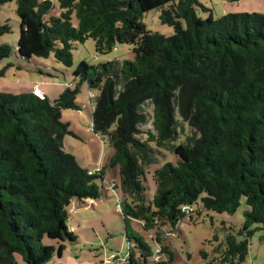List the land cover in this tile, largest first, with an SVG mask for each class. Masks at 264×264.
I'll use <instances>...</instances> for the list:
<instances>
[{"label": "trees", "instance_id": "16d2710c", "mask_svg": "<svg viewBox=\"0 0 264 264\" xmlns=\"http://www.w3.org/2000/svg\"><path fill=\"white\" fill-rule=\"evenodd\" d=\"M11 2L20 33L15 49L0 44V62L13 52L21 61L52 54L69 69L76 44L88 39L98 54L131 46L133 58L80 63L72 88L56 100L33 91L0 93V264H47L55 252L61 257L64 243L76 241L66 207L72 199H99L97 182L106 186L102 169L81 168L62 147L65 136L75 137L62 111H81L82 85L97 92L90 97L92 132L111 149L108 166L118 167L125 264H170L165 228L185 218L194 222L202 211L233 215L244 199L240 229L227 228L224 249H215L219 264H241L253 226L264 236V15L214 19L196 0H59V17L50 16L49 1L0 0V11ZM152 11L172 28L171 36L147 30L142 20ZM10 32L0 24V38ZM166 151L176 163L151 173ZM150 174L152 199L144 185ZM132 220L155 232L158 261L129 230Z\"/></svg>", "mask_w": 264, "mask_h": 264}, {"label": "rangeland", "instance_id": "374dc122", "mask_svg": "<svg viewBox=\"0 0 264 264\" xmlns=\"http://www.w3.org/2000/svg\"><path fill=\"white\" fill-rule=\"evenodd\" d=\"M49 1L52 4L50 16L59 17V0ZM198 4L211 10L214 19H220L225 14L258 13L264 15V0H240L235 3L228 0H196ZM16 4H5L0 11V24H8L11 32L0 38V44H9L14 49L19 37V20L16 16ZM158 12L152 11L144 15L143 24L147 30L171 36L172 28L160 24ZM202 19L206 16L198 10ZM132 47L116 45L106 54L96 52L95 43L88 39L77 43L72 52V67L66 69L58 64L53 55L47 58L32 57L29 61H21L15 52L0 62V70L5 69L4 76L0 78V93L16 95L23 91L39 93L49 100H56L67 88H72L74 82L73 71L84 62L89 67L114 60H132ZM97 92L93 91V95ZM77 102L81 111H62V118L68 122L69 130L75 137L67 135L62 140V147L66 154L72 156L77 164L90 172L102 169L105 173V185L97 182L100 197L97 200H84L82 202L72 199L66 207L68 214L67 227L76 237V241L65 242V250L59 257L57 252L47 264H125L128 255V242L125 226L121 216L119 202L123 196L118 175V167L111 168L107 160L111 154L107 142L99 136L93 135L91 113L93 107L86 85H82L77 95ZM167 163H176L172 152L166 151L158 159V163L150 167L152 173L155 169ZM147 198L152 199L155 194V184L151 174L147 177ZM116 186L112 189V186ZM104 189V191L102 190ZM193 209H197L194 206ZM246 206L241 199L240 206L233 215L202 211L200 216L195 214L194 222L188 218L180 221L175 229L165 228L167 233L163 241L173 253L170 264H208L215 263L220 257L216 253L217 247L224 249L226 229L238 231L243 223V212ZM254 234L249 238L247 255L241 264H264V236L258 226H253ZM129 230L138 234L150 247L153 254L160 246L153 240L155 232H145L139 221L129 222ZM240 240L241 238L238 237ZM45 244L56 245L55 241L45 240ZM131 247H133L131 243ZM205 254L206 258L201 254ZM161 261H167L168 256L160 254ZM20 264H23L19 261Z\"/></svg>", "mask_w": 264, "mask_h": 264}, {"label": "built area", "instance_id": "2783aa9c", "mask_svg": "<svg viewBox=\"0 0 264 264\" xmlns=\"http://www.w3.org/2000/svg\"><path fill=\"white\" fill-rule=\"evenodd\" d=\"M93 95L90 94V97H92ZM156 256L154 257V261H158L159 260V250H156Z\"/></svg>", "mask_w": 264, "mask_h": 264}, {"label": "water", "instance_id": "95a60500", "mask_svg": "<svg viewBox=\"0 0 264 264\" xmlns=\"http://www.w3.org/2000/svg\"><path fill=\"white\" fill-rule=\"evenodd\" d=\"M37 95L40 96V97L42 98V95H41V94L38 93Z\"/></svg>", "mask_w": 264, "mask_h": 264}, {"label": "clouds", "instance_id": "9594fccd", "mask_svg": "<svg viewBox=\"0 0 264 264\" xmlns=\"http://www.w3.org/2000/svg\"><path fill=\"white\" fill-rule=\"evenodd\" d=\"M37 94H38V93H37ZM37 94H36V95H37Z\"/></svg>", "mask_w": 264, "mask_h": 264}, {"label": "crops", "instance_id": "0c3cea01", "mask_svg": "<svg viewBox=\"0 0 264 264\" xmlns=\"http://www.w3.org/2000/svg\"><path fill=\"white\" fill-rule=\"evenodd\" d=\"M228 14V13H227Z\"/></svg>", "mask_w": 264, "mask_h": 264}]
</instances>
